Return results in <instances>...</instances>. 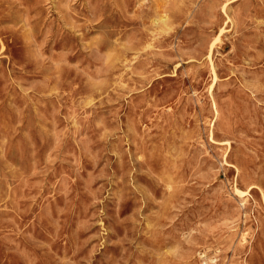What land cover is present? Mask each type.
Instances as JSON below:
<instances>
[{
    "label": "rangeland",
    "instance_id": "374dc122",
    "mask_svg": "<svg viewBox=\"0 0 264 264\" xmlns=\"http://www.w3.org/2000/svg\"><path fill=\"white\" fill-rule=\"evenodd\" d=\"M0 264H264V0H0Z\"/></svg>",
    "mask_w": 264,
    "mask_h": 264
}]
</instances>
